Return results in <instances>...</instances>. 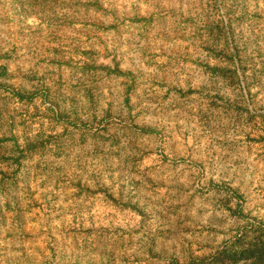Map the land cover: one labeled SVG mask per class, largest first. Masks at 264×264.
Wrapping results in <instances>:
<instances>
[{"label":"rangeland","instance_id":"rangeland-1","mask_svg":"<svg viewBox=\"0 0 264 264\" xmlns=\"http://www.w3.org/2000/svg\"><path fill=\"white\" fill-rule=\"evenodd\" d=\"M0 264H264V0H0Z\"/></svg>","mask_w":264,"mask_h":264},{"label":"crops","instance_id":"crops-1","mask_svg":"<svg viewBox=\"0 0 264 264\" xmlns=\"http://www.w3.org/2000/svg\"><path fill=\"white\" fill-rule=\"evenodd\" d=\"M197 166H198V165H197ZM197 168H198V170H197V171H198V172H201V171L199 170V168H202V167H201V166H198Z\"/></svg>","mask_w":264,"mask_h":264}]
</instances>
